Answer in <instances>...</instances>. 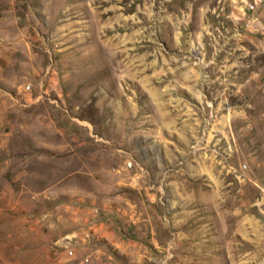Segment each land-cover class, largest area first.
I'll list each match as a JSON object with an SVG mask.
<instances>
[{
    "label": "rangeland",
    "instance_id": "rangeland-1",
    "mask_svg": "<svg viewBox=\"0 0 264 264\" xmlns=\"http://www.w3.org/2000/svg\"><path fill=\"white\" fill-rule=\"evenodd\" d=\"M0 264H264V0H0Z\"/></svg>",
    "mask_w": 264,
    "mask_h": 264
}]
</instances>
